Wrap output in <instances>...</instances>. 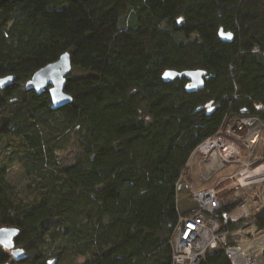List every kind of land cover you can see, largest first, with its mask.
Here are the masks:
<instances>
[{
    "label": "trees",
    "instance_id": "trees-1",
    "mask_svg": "<svg viewBox=\"0 0 264 264\" xmlns=\"http://www.w3.org/2000/svg\"><path fill=\"white\" fill-rule=\"evenodd\" d=\"M220 30L232 39L220 41ZM63 53L71 103L51 110L46 91L24 85ZM171 70L208 79L189 94L185 78L163 82ZM8 76L0 228L18 230L26 257L0 246V264H47L43 247L59 243L54 264H170L178 180L193 150L227 117L264 126V0H0ZM69 145L75 162L61 166ZM12 163L31 181L24 194L8 181ZM253 217L264 229V208ZM199 264L231 263L215 251Z\"/></svg>",
    "mask_w": 264,
    "mask_h": 264
},
{
    "label": "built area",
    "instance_id": "built-area-1",
    "mask_svg": "<svg viewBox=\"0 0 264 264\" xmlns=\"http://www.w3.org/2000/svg\"><path fill=\"white\" fill-rule=\"evenodd\" d=\"M223 123V132L221 125L216 136L206 137L197 145L181 171L179 187L184 172L191 170L193 158L199 154L197 179L202 187L195 189L187 183L193 207L177 212L169 238L170 264H199L206 253L215 251H223L231 264H264V229L253 217L264 208V158L252 159L258 148L255 145L264 142V126L253 116L235 121L229 118ZM235 142L245 149L244 159ZM229 163H236L238 168L216 182H229L239 203L226 208L219 200L217 187L205 184Z\"/></svg>",
    "mask_w": 264,
    "mask_h": 264
},
{
    "label": "water",
    "instance_id": "water-1",
    "mask_svg": "<svg viewBox=\"0 0 264 264\" xmlns=\"http://www.w3.org/2000/svg\"><path fill=\"white\" fill-rule=\"evenodd\" d=\"M229 34L223 33L222 30L219 31L220 41L231 40L232 36ZM71 71V59L67 53L61 54V56L55 62L48 64L37 72H35L30 80L24 85L25 91L32 90L38 96H40L44 91L48 93L51 110H56L64 107L71 103V97L65 93V77ZM168 73V75H165ZM162 80L165 83H170L174 79L185 78L187 81L185 91L186 93H194L198 90L203 89V79H208L203 71L193 70V71H182L178 73L176 71H165L163 72ZM11 78V79H8ZM14 80L13 76H8L5 78H0V89H4L12 85ZM209 104H207V107ZM1 111V110H0ZM212 112V108L208 109V113ZM18 230L15 228H0V246L6 249L9 252V255L13 258L14 261L23 260L26 256L23 253L22 248L14 246L13 240L17 236ZM54 264L55 259L52 261L49 260L47 264Z\"/></svg>",
    "mask_w": 264,
    "mask_h": 264
},
{
    "label": "rangeland",
    "instance_id": "rangeland-1",
    "mask_svg": "<svg viewBox=\"0 0 264 264\" xmlns=\"http://www.w3.org/2000/svg\"><path fill=\"white\" fill-rule=\"evenodd\" d=\"M232 121L237 120L238 118H247V117H227V119H229ZM223 125H225L223 123ZM222 125V132H223V128L224 126ZM227 129V128H226ZM244 130V129H243ZM243 131H241L240 133H242ZM239 133V134H240ZM263 135H264V130H263ZM237 144V147L239 149H241V158L244 159L245 157V149H243L241 147L240 144H238L237 142H235ZM258 145V146H257ZM256 147H258L256 149V151L253 153L252 159L260 161L262 158H264V142H261V144L257 143L255 145ZM8 148H2L1 144H0V159L2 157H4L5 154L8 153ZM76 148L74 145H69L68 148L66 149V151L64 152H60L57 154V161L59 163V165L61 166H66L67 164H72L75 162L76 159ZM199 159V154H196V156L193 158V165L192 168H190L191 170L189 171L188 168L186 169V171L184 172V176H183V180L180 183V187H179V191H178V195H179V199H178V206H179V210H188L191 209L193 206L192 203V199H191V195H189V188H188V182L189 184H192L193 187H195V189L200 188V186L202 187V185H200L201 183H199V180L197 179L198 175H199V163L197 162ZM238 168V165L236 163H229L226 164L224 168L219 170V173L215 174L213 176V178L211 180L208 181V184H205L206 186H212V187H217V194H219V200L221 202V204H223L225 207H231L236 205L238 202V197L233 193V190L231 189V185L229 184V182H225L223 184H217V180H219V178L222 179V177H229L230 174H233V172ZM8 181H10V183L16 186L17 191H20L22 194H24V192H26V188L27 186H29V183H31V181L29 182V180H27V177L25 176L24 172L22 170L19 169V167L17 166V163H12V165L8 168ZM217 181V182H216ZM214 185V186H213ZM218 185V186H217ZM206 187V188H209ZM243 192L246 193V190H244ZM63 244L59 243L58 245H48V246H44L42 251L43 253L46 255L47 260H53L55 259L59 253V251L62 249ZM79 262L82 261V259H78Z\"/></svg>",
    "mask_w": 264,
    "mask_h": 264
},
{
    "label": "snow or ice",
    "instance_id": "snow-or-ice-1",
    "mask_svg": "<svg viewBox=\"0 0 264 264\" xmlns=\"http://www.w3.org/2000/svg\"><path fill=\"white\" fill-rule=\"evenodd\" d=\"M228 38H230V34H229V37ZM165 75H168V73H166ZM8 79H11V78H8ZM0 83H3V82H0ZM50 264H51V262H50Z\"/></svg>",
    "mask_w": 264,
    "mask_h": 264
}]
</instances>
